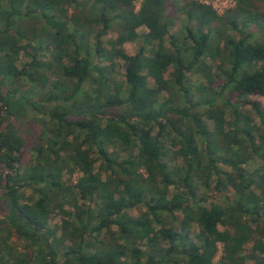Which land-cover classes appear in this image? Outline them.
<instances>
[{
	"label": "trees",
	"instance_id": "trees-1",
	"mask_svg": "<svg viewBox=\"0 0 264 264\" xmlns=\"http://www.w3.org/2000/svg\"><path fill=\"white\" fill-rule=\"evenodd\" d=\"M133 2L0 0V264H264V0Z\"/></svg>",
	"mask_w": 264,
	"mask_h": 264
},
{
	"label": "rangeland",
	"instance_id": "rangeland-1",
	"mask_svg": "<svg viewBox=\"0 0 264 264\" xmlns=\"http://www.w3.org/2000/svg\"><path fill=\"white\" fill-rule=\"evenodd\" d=\"M202 1H205L207 4L211 5L219 14L223 13L229 7H235V5L237 3V0H202ZM140 3H141V0H134L133 4H134V7L136 10L139 8ZM183 24H184V17L183 18H175L172 26H170V28H169V32H176L177 30H179L182 27ZM250 29L256 33L255 38L261 39L264 36V33H263L264 22L252 24ZM115 30H116V28L114 27V29L109 30L107 32V34L103 36L102 40H103L105 47L109 48L110 47L109 41L115 39ZM142 31L145 32L146 28L140 27L139 32H142ZM262 39L264 40V38H262ZM138 46H139V43L137 41H129V42H126L124 44L125 50L131 54L135 53ZM28 60H29L28 56H26V54L23 51L20 52L19 53V61L17 63L18 68L21 67L22 63H24ZM226 67H228V66H226ZM170 71H172V68H169V70L166 72V78H169V72ZM113 75L115 78L124 79V69L122 68L121 65H116L114 67ZM189 78L191 79L192 84L194 86L198 85L200 83H205V79L203 78V76L201 74L191 73V74H189ZM148 81L152 82L153 80L151 78H149ZM9 89H12V86H9ZM19 93H22V94L26 95L27 97H33L34 96V95H32V93H29L26 91V86L19 88ZM250 99L259 101L264 106V95H261V96L253 95V96H250ZM32 121H33V117L31 115H29L26 120L24 119L23 121L19 122V128H20L22 133L26 134L28 143L32 142V140H33L32 132H34L37 129L36 123H34ZM206 122L208 124H210L208 120H206ZM29 153L30 152H28V149H27L25 152L26 157L29 156ZM94 167H96V168L98 167L97 162L95 163ZM248 167L251 168L252 165H249ZM77 177H78V173H75L73 175V179L75 180ZM198 191H199L198 193H201L200 189ZM219 199H220L219 197L210 196L208 198V200L205 201L204 203L209 204L211 201H214V200L218 201ZM130 213L133 215L138 214L137 210L134 208L130 210ZM179 217H181L180 213H179ZM60 223H61V215L59 213H56V214H53L48 219L46 226L47 227H53L54 225H59ZM194 233H195V230L192 229V231L190 232V236L192 238H194V235H193ZM14 240H15V238H14ZM16 246H19V245H16ZM16 246L14 245V247H16ZM16 248H19V247H16ZM220 253H221V245H219V252H218V254H217V256L214 259L212 264H217V260L219 259Z\"/></svg>",
	"mask_w": 264,
	"mask_h": 264
}]
</instances>
